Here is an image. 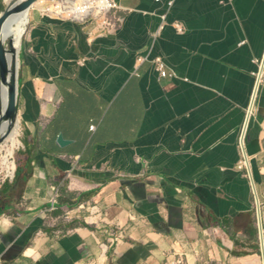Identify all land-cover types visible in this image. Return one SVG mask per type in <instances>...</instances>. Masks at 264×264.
Returning <instances> with one entry per match:
<instances>
[{
  "label": "crops",
  "instance_id": "0c3cea01",
  "mask_svg": "<svg viewBox=\"0 0 264 264\" xmlns=\"http://www.w3.org/2000/svg\"><path fill=\"white\" fill-rule=\"evenodd\" d=\"M113 1L28 12L0 264H264V0Z\"/></svg>",
  "mask_w": 264,
  "mask_h": 264
},
{
  "label": "built area",
  "instance_id": "2783aa9c",
  "mask_svg": "<svg viewBox=\"0 0 264 264\" xmlns=\"http://www.w3.org/2000/svg\"><path fill=\"white\" fill-rule=\"evenodd\" d=\"M160 1V0H156ZM172 6V2L169 3ZM119 7L113 0H43L38 5H32L31 9H36L42 16H49L60 20H70L78 23H86L90 20L99 21L100 29L103 33H111L117 27V22L120 20L110 17V14L117 10ZM179 31H182V27L179 24H175ZM143 58L139 59L142 61ZM155 65L159 71L161 78L174 77L175 73H170L167 70V66L161 57L155 59ZM95 124L90 126V129L94 130ZM22 146V144H21ZM247 161L243 159L240 163V168L246 167ZM15 169V168H14ZM5 171L3 177L0 176V185L6 181H11L14 178V170L9 172L8 169L3 168ZM1 169L0 173L3 171ZM51 209H55V205L58 203L59 191L57 188L52 187ZM115 241L120 239V234L112 232ZM88 264H95L89 262ZM164 264H187L180 258H175L166 261Z\"/></svg>",
  "mask_w": 264,
  "mask_h": 264
},
{
  "label": "water",
  "instance_id": "95a60500",
  "mask_svg": "<svg viewBox=\"0 0 264 264\" xmlns=\"http://www.w3.org/2000/svg\"><path fill=\"white\" fill-rule=\"evenodd\" d=\"M36 1L37 0H22L15 6H13V4L17 2V0H11L10 4L6 5L5 8L0 12V33L4 22L10 14H12L13 12H29L32 5ZM18 53L19 49L18 51H16L11 41L4 44L0 38V81L2 83H5L7 87L6 107L4 111V116L9 121L6 132L0 134V142L8 133V131L14 126L16 121H19L17 107L19 70ZM6 54L11 55L9 64L6 59ZM66 141L67 140L62 138L61 135L57 137V142L60 145H63Z\"/></svg>",
  "mask_w": 264,
  "mask_h": 264
},
{
  "label": "bare ground",
  "instance_id": "6f19581e",
  "mask_svg": "<svg viewBox=\"0 0 264 264\" xmlns=\"http://www.w3.org/2000/svg\"><path fill=\"white\" fill-rule=\"evenodd\" d=\"M20 1L22 0H17V2L13 4V6H15ZM42 1L43 0H37L34 4L38 5ZM3 2L6 5H9L11 0H3ZM17 13L27 14L28 11L13 12L12 14H10L6 19V21L4 22L0 33L1 41L4 44L8 43L7 40L8 36L11 34L13 35L10 41L13 43V46L16 51H18L19 49L21 37L27 26V21H24L21 24L16 23L18 18ZM10 58L11 55L6 54V59L8 61V64L10 62ZM6 97H7V87L5 83H2L0 81V134L6 132L9 124V121L4 116V111L6 107ZM19 128H20V124L19 121L17 120L14 126L8 131V133L4 136V138L0 142V144L3 142V144L0 145V151L2 147L7 146L6 148L7 153L6 155L3 156L2 164L5 165V168H7L9 172H12L15 168L14 163L12 161L9 162V157L12 155L14 148H16L20 144V141L18 139Z\"/></svg>",
  "mask_w": 264,
  "mask_h": 264
},
{
  "label": "rangeland",
  "instance_id": "374dc122",
  "mask_svg": "<svg viewBox=\"0 0 264 264\" xmlns=\"http://www.w3.org/2000/svg\"><path fill=\"white\" fill-rule=\"evenodd\" d=\"M1 4H2V10H3V9L5 8V6H6V4L3 2V0H1ZM34 5H36V4H34ZM2 10H1V11H2ZM1 11H0V12H1ZM30 11H31V9H30ZM17 15H18V18H17V22H16V23L21 24L22 22L27 21V15H28V13H27V14L17 13ZM26 27H27V26H26ZM24 32H25V31H24ZM23 35H24V33H23ZM23 35H22V37H21V41H22V39H23ZM12 37H13L12 34L8 36V38H7L8 42L10 41V39H11ZM19 124H20V128H19L18 139H19V141H20V144H19L16 148H14L12 155L9 157V162L12 161V162L14 163V165H15V169H16V164H15V152L21 148V144L23 143V142H22V136H23V134H22V127H21V123H20V121H19ZM1 144H3V142H2ZM1 144H0V145H1ZM6 148H7V146H4V147H2V149H1V151H0V171H1V169L3 170V168H5V165L2 164V160H3V156L6 155V153H7ZM5 169H7V168H5ZM15 169H14V175H15ZM4 172H5V171L3 170L2 173H0V176L3 177ZM6 182H8V181H6ZM6 182H5V183H6Z\"/></svg>",
  "mask_w": 264,
  "mask_h": 264
},
{
  "label": "trees",
  "instance_id": "16d2710c",
  "mask_svg": "<svg viewBox=\"0 0 264 264\" xmlns=\"http://www.w3.org/2000/svg\"><path fill=\"white\" fill-rule=\"evenodd\" d=\"M1 1V0H0ZM2 10V4L0 3V11ZM22 142L24 143V145H25V150L23 151V150H21V149H19V150H17L16 152H15V164H16V170H15V176H14V179H15V177H16V175H17V170H18V167H19V162H20V160H21V158H22V156H24V158L25 159H28L27 157V153H28V151H29V149H28V147H27V144L22 140ZM13 179V180H14ZM84 198H81L80 200H78V203L79 202H81L82 200H83Z\"/></svg>",
  "mask_w": 264,
  "mask_h": 264
}]
</instances>
